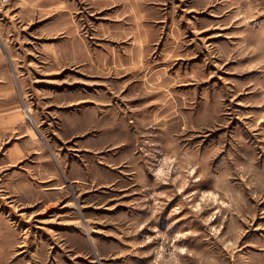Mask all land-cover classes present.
<instances>
[{"label": "rangeland", "instance_id": "obj_1", "mask_svg": "<svg viewBox=\"0 0 264 264\" xmlns=\"http://www.w3.org/2000/svg\"><path fill=\"white\" fill-rule=\"evenodd\" d=\"M0 43V264H264V0H0Z\"/></svg>", "mask_w": 264, "mask_h": 264}, {"label": "crops", "instance_id": "obj_2", "mask_svg": "<svg viewBox=\"0 0 264 264\" xmlns=\"http://www.w3.org/2000/svg\"><path fill=\"white\" fill-rule=\"evenodd\" d=\"M11 67L14 68V73L17 72L15 69L17 65L11 57L9 45L0 43V128L4 130L9 129L12 125L22 129V126L25 125L24 114L17 105V102L19 103L21 100L17 95L15 98V86H12V84L22 81H19V77L15 78V75L11 74ZM10 105H12L11 108ZM0 132L4 133L5 131L1 130ZM19 146L14 145L8 154L7 158L10 163H15L20 158V154L22 157L24 156V152Z\"/></svg>", "mask_w": 264, "mask_h": 264}]
</instances>
